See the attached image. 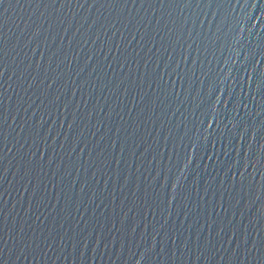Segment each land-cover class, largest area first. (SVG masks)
<instances>
[{
	"label": "water",
	"instance_id": "95a60500",
	"mask_svg": "<svg viewBox=\"0 0 264 264\" xmlns=\"http://www.w3.org/2000/svg\"><path fill=\"white\" fill-rule=\"evenodd\" d=\"M0 264H264V0H0Z\"/></svg>",
	"mask_w": 264,
	"mask_h": 264
}]
</instances>
